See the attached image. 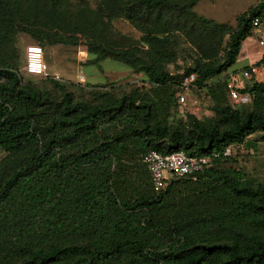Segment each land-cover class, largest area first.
<instances>
[{
	"label": "trees",
	"instance_id": "obj_1",
	"mask_svg": "<svg viewBox=\"0 0 264 264\" xmlns=\"http://www.w3.org/2000/svg\"><path fill=\"white\" fill-rule=\"evenodd\" d=\"M96 1L0 0V264H264V184L224 156L241 147L246 161L264 143V79L240 89L250 102L234 106L223 78L207 88L212 117L168 123L182 80L194 75L201 89L226 73L251 21L264 22V3L233 29L198 16L200 0ZM118 19L138 41L113 28ZM19 35L41 48L81 45L88 65L111 60L142 74L165 117L138 92L85 100L55 81L59 98L35 87L20 74ZM181 40L195 58L172 73ZM148 151L213 159L154 192L141 163Z\"/></svg>",
	"mask_w": 264,
	"mask_h": 264
},
{
	"label": "rangeland",
	"instance_id": "obj_2",
	"mask_svg": "<svg viewBox=\"0 0 264 264\" xmlns=\"http://www.w3.org/2000/svg\"><path fill=\"white\" fill-rule=\"evenodd\" d=\"M68 1L74 6H88L93 9L97 5L96 0ZM259 3H264V0H200L194 8V12L198 16L212 20L218 24H226L235 29L237 18ZM112 26L124 38L131 39L132 41L139 40L140 34L126 21L121 19L114 20ZM259 38L264 39V22H262L259 35H250L242 44L234 64L227 72L238 71L239 68L246 64H255L260 61L263 54L262 50L251 46L252 43L257 45ZM226 41L227 38L225 39ZM180 43L183 52L177 61L168 67L172 73H177L178 68L191 65L192 60L195 58V53L190 46L184 40H181ZM32 44L34 43L28 36L19 35L17 37V45L22 59L20 74L25 80L32 81L35 87L48 91L52 96L59 98L60 92L51 83V81H55L70 91L76 99L85 100H90V92L94 91L112 92L115 96L138 92V94L147 95L152 100L158 102L160 116L161 118L165 117L166 112L162 110L159 100L162 96L160 91L146 84V78L142 74H136L127 66L111 60L103 61L99 67L88 65L87 62L92 59V56L87 55L85 48L81 45L42 48L44 61L48 66L51 77L43 79L27 75L23 70L25 50ZM261 65L263 74L258 77L259 80L264 79V64ZM223 78L224 75L210 79L205 83V87L201 89L191 88L186 96V102L182 106L177 104V91L173 89L175 93L170 103L171 118L168 119V123L184 118L186 114H193L201 120L212 117L211 108L213 103L208 96L207 88L221 81ZM163 99L168 100L165 97ZM108 133H110L108 132V126L101 128L99 131V135H107ZM245 154L247 152L241 147L230 148L231 158L237 161L233 167L241 170L245 178L264 184V143L259 145L256 153H249V158L246 161L244 159ZM4 155L0 150V160Z\"/></svg>",
	"mask_w": 264,
	"mask_h": 264
},
{
	"label": "built area",
	"instance_id": "obj_3",
	"mask_svg": "<svg viewBox=\"0 0 264 264\" xmlns=\"http://www.w3.org/2000/svg\"><path fill=\"white\" fill-rule=\"evenodd\" d=\"M253 31L251 35H259L262 23L254 18L251 21ZM258 45L264 48V39H258ZM24 72L32 77L48 79L50 76L48 66L44 61L43 49L36 45H29L25 50ZM263 74L262 65L257 63L242 69L238 72L224 73L225 89L229 103L234 106L247 105L250 102L248 94H241L240 89L251 85L255 79ZM195 77L190 75L185 77L176 95V102L182 106L186 102V96L194 87ZM230 155V149H227L224 156ZM215 158L218 156L215 155ZM212 157H188L184 152H174L171 154H160L156 151H148L141 158L149 174L152 188L155 192L163 190L168 182L176 177L178 179L193 176L209 168L212 163Z\"/></svg>",
	"mask_w": 264,
	"mask_h": 264
},
{
	"label": "crops",
	"instance_id": "obj_4",
	"mask_svg": "<svg viewBox=\"0 0 264 264\" xmlns=\"http://www.w3.org/2000/svg\"><path fill=\"white\" fill-rule=\"evenodd\" d=\"M245 42V41H244ZM243 42V43H244ZM242 43V44H243ZM257 45H258V43H257ZM255 43H252L251 44V46H253V47H256V48H258V49H261L262 50V57H261V59H260V61H262L263 59H264V48L263 47H260L259 45L257 46ZM259 62V61H258ZM264 64V63H263ZM250 65H252L251 63L250 64H246V65H244V66H242L241 68H239L238 69V71H240V70H242V69H245V68H247V67H249ZM237 70H235V71H233V72H238ZM229 73V72H228Z\"/></svg>",
	"mask_w": 264,
	"mask_h": 264
}]
</instances>
